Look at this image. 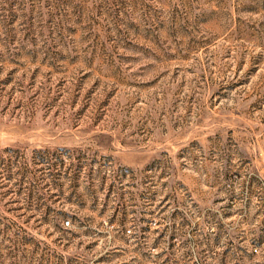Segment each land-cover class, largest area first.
<instances>
[{
	"label": "rangeland",
	"instance_id": "rangeland-1",
	"mask_svg": "<svg viewBox=\"0 0 264 264\" xmlns=\"http://www.w3.org/2000/svg\"><path fill=\"white\" fill-rule=\"evenodd\" d=\"M0 264H264V0H0Z\"/></svg>",
	"mask_w": 264,
	"mask_h": 264
},
{
	"label": "built area",
	"instance_id": "built-area-1",
	"mask_svg": "<svg viewBox=\"0 0 264 264\" xmlns=\"http://www.w3.org/2000/svg\"><path fill=\"white\" fill-rule=\"evenodd\" d=\"M66 224H70V220L69 219L66 220ZM128 231H131V230L129 229Z\"/></svg>",
	"mask_w": 264,
	"mask_h": 264
}]
</instances>
